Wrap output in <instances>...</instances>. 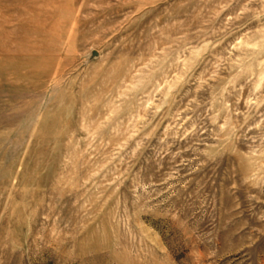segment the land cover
<instances>
[{
    "label": "rangeland",
    "instance_id": "374dc122",
    "mask_svg": "<svg viewBox=\"0 0 264 264\" xmlns=\"http://www.w3.org/2000/svg\"><path fill=\"white\" fill-rule=\"evenodd\" d=\"M0 264H264V0H0Z\"/></svg>",
    "mask_w": 264,
    "mask_h": 264
}]
</instances>
